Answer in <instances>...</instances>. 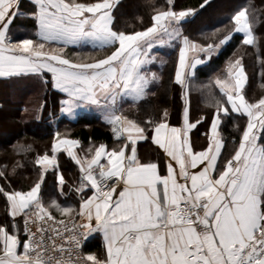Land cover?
Listing matches in <instances>:
<instances>
[{
  "label": "snow or ice",
  "instance_id": "obj_1",
  "mask_svg": "<svg viewBox=\"0 0 264 264\" xmlns=\"http://www.w3.org/2000/svg\"><path fill=\"white\" fill-rule=\"evenodd\" d=\"M119 2L30 0L33 10L27 18L35 22L36 31L14 41L15 21L25 15L21 0H0V77L51 73L53 86L67 95L61 111L102 109L118 141L111 148L90 145L88 155L81 157L80 141L56 132L51 155L45 152L34 159L39 178L28 190L0 186L11 217L0 224V264H264V96L247 98L243 55L228 61L223 78L204 85L214 109L204 134L206 147L195 150L190 136L206 119H190L189 93L197 66L241 34L242 45L256 51L264 68L255 10L241 7L231 15L226 34L198 43L184 34L183 25L210 0L199 8L165 0L153 9L150 26L131 32L115 27ZM219 32L215 29L211 36ZM84 43L112 50L90 62L64 56L69 45ZM165 46L178 49L173 82L183 101L179 127L169 123L167 108L157 118L137 121L121 107L156 95L162 77L151 69L157 62L153 50ZM260 76L264 78V70ZM234 114L246 121L243 127L236 125L239 138L231 141L229 152L223 126ZM142 141L163 151V171L158 162L142 160ZM61 153L79 166V184L70 189L78 200L64 192ZM6 169H0V177L6 178ZM50 171L58 176L63 202L46 203L42 195ZM17 218H22V227ZM94 234L102 237L103 251L86 254L83 241Z\"/></svg>",
  "mask_w": 264,
  "mask_h": 264
},
{
  "label": "trees",
  "instance_id": "obj_2",
  "mask_svg": "<svg viewBox=\"0 0 264 264\" xmlns=\"http://www.w3.org/2000/svg\"><path fill=\"white\" fill-rule=\"evenodd\" d=\"M164 3L165 0H120L114 11L116 17L115 27L127 32L143 30V28L150 26V17L153 14V9L164 5ZM177 3L183 8H199L203 0H177ZM244 6H250L255 10L258 18L255 31L261 37L262 42L260 59H264V0H210V3L204 9H200L195 17L183 25L184 34L198 43L218 40L229 31L231 27L229 23L231 15ZM215 29H220V32L217 33L216 37H212L211 33ZM205 37H208V39H205ZM177 51V48H173L169 55L168 69L174 65L177 58ZM234 53L235 55H233ZM241 55L244 56L243 63L249 76V81L245 88L247 98L250 100L259 99L261 96H264V88L261 87L264 84V78L260 76L264 68H262L256 51L250 46L242 45L241 34H235L232 40L222 47L218 56L208 64L209 67L199 70L197 80L202 79V82L205 80V82L210 83L215 77H220L225 74V68L230 59L234 60ZM66 57L71 58V56ZM167 82L168 77L165 76L163 82L158 85L156 96L141 102V104L133 109V113L131 114L136 116V119L146 115L152 117L153 115L151 114L159 113L166 106ZM213 91L217 96L219 95L218 90L214 89ZM192 95L194 96L193 93ZM44 98L45 109L43 111V120L40 122L37 120L28 122L23 126L14 123L8 126V128L15 133L12 134L9 132L7 138L0 140V169H4L7 166L6 178L0 177V186L10 185L16 190H28L39 178L38 166L34 165V159L37 154L43 155L45 152L51 154L49 150L56 132H59L61 137L79 140L82 146L81 153L83 156L88 155L86 150L90 145L98 146L104 143L111 146L114 142L113 133L106 123L96 117L89 116H81L74 122L67 121L60 116L59 118L58 94L49 90L45 93ZM192 98V108L195 112L201 114L204 112L206 114L214 112V109L209 104H201L200 99L197 97ZM10 102L8 101L6 104ZM49 111H51L52 117H58V120L55 121L56 129L48 122L49 118L47 114ZM18 113H16L17 116L19 115ZM245 121L246 118L235 116V114L233 119L226 121L223 126V134L228 140L227 151L230 152L233 147L231 141L238 140L239 138L236 125L243 127ZM29 147L31 150H29ZM59 161L62 169L64 168V162L68 160L64 154H61L59 155ZM18 165H22V167ZM13 167L16 168L14 174L12 173ZM68 167L63 170L73 171ZM48 181L49 183L52 181L50 190L55 189L54 174L49 175ZM10 219L11 217L7 214L5 198L0 196V224L8 223Z\"/></svg>",
  "mask_w": 264,
  "mask_h": 264
},
{
  "label": "crops",
  "instance_id": "obj_3",
  "mask_svg": "<svg viewBox=\"0 0 264 264\" xmlns=\"http://www.w3.org/2000/svg\"><path fill=\"white\" fill-rule=\"evenodd\" d=\"M32 10H33V5L30 3V0H21V12L24 13L25 15L18 17L17 20L15 21L13 27L14 41H16L18 38H26L28 36H31L36 31L35 22L27 18V14L31 13ZM51 47H57V45L53 44L51 45ZM111 50L112 49L99 50L97 48H94L90 43H84L81 45H69L67 48H65L64 56L65 57L71 56L70 59L77 62H82V61L90 62L92 60L105 57L106 55L110 54ZM172 50L173 48L167 46L158 47L154 49L153 52L157 56V62L153 66H151V69L152 71L157 72L162 77V80L159 84L163 82L165 76L168 77L167 88H166V98H167L166 106L163 108H167L170 113L169 123L172 126L179 127L182 125L183 101L181 99V89L173 82L175 75V67L178 60V51L174 65L172 67H169V69L167 68V64L169 62V55L171 54ZM218 54H214L212 56V59L208 61L206 64L197 66L196 75L192 80V86L189 93L191 121L195 122L201 117H206V119H204L202 123L198 124L197 127L193 129L192 132L190 133L193 147L197 151L203 150L206 147L207 137L204 134L209 131L210 121L212 119L213 112L210 114H206L205 112L202 114L199 112H195V110H193L192 108V103H193L192 97H197L198 99H200L201 104L204 105L208 104L209 90L206 89L204 85L208 84L209 82L207 83L205 82V80H203L202 82V79L197 80V74L200 69H205L209 67L208 64L212 62L214 58L218 56ZM161 61H163V63H161ZM224 75L225 74L221 75L220 77L223 78ZM44 80H47L48 83L45 84L43 82ZM158 85H156L154 88L156 94L158 90ZM49 90H52V92H55L59 96L58 117L60 116L61 118H64L65 120L70 122L76 121L81 116L96 117L100 121L106 123L110 127V130L112 131V125L106 122L104 118L103 110L96 106L80 107L76 109L73 114H67L62 112L61 111L62 101L67 99V95L60 92L53 86L52 74L45 72L42 77L32 74L12 76L6 78L0 77V140L2 138L3 139L7 138L9 136V132L12 134L15 133L13 130H10L8 128V126L14 123L23 126L25 123L28 122H33L35 120L40 122L41 120H43V111L45 109L44 96L45 93H47V91ZM192 93L194 94V96L192 95ZM8 101L11 102L9 104H6L8 103ZM137 106L138 105L133 106L131 102H124L121 105L123 109V114L128 116L130 119H135L137 121H143L151 117L149 115H146L142 118L136 119V116H134L131 113H133V109L136 108ZM161 110L157 114H151L153 115L152 118H157ZM51 111H49L47 114V117L49 118L48 122L53 126L54 129H56L55 121L58 120V117H52ZM17 112H19L18 116L16 114ZM149 135H151V133H149ZM117 143L118 141H116L114 137V142L109 147L111 148ZM81 147L82 146L80 145V148L77 149V153L79 156L83 157L81 153ZM61 154H64L66 159L68 160L67 162H64V166H63L64 168L61 169V164L58 156L59 172L64 175L66 181L64 185V192L67 194V196L72 197L74 200H78V197L74 196V194L71 192L70 189L75 188L79 184V178H80L79 166L76 165L75 162L72 161L71 158H69L66 153H61ZM138 154L144 161L151 160L153 162H158L161 166V171L164 170L167 157L163 154V151L158 148V146L152 144L150 141H142L140 142V144H138ZM67 167L71 168L73 171L69 172L67 170L66 171L63 170V169H67ZM50 174H53V172L50 171L45 177V182L42 186V195L44 196L46 203L50 199H57L60 202H63L66 197L58 195L59 193V188L57 186L58 176L55 174L54 176H55L56 188L50 190V184L52 183V181L51 183H49L48 181ZM17 220L20 222L22 227V222H21L22 218H17ZM84 246H85L86 254L87 253L100 254L103 251L102 237L99 234H94L93 236L88 237Z\"/></svg>",
  "mask_w": 264,
  "mask_h": 264
},
{
  "label": "built area",
  "instance_id": "obj_4",
  "mask_svg": "<svg viewBox=\"0 0 264 264\" xmlns=\"http://www.w3.org/2000/svg\"><path fill=\"white\" fill-rule=\"evenodd\" d=\"M57 219H59V218H57ZM77 222L79 223L80 221L79 220H77ZM34 230V229H33ZM85 242H86V240L85 241H83V245H85ZM83 251H84V247H83Z\"/></svg>",
  "mask_w": 264,
  "mask_h": 264
}]
</instances>
